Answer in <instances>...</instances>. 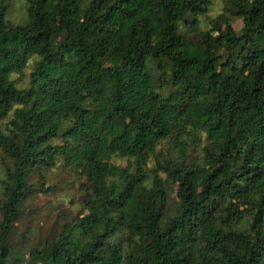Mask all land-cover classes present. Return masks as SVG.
I'll use <instances>...</instances> for the list:
<instances>
[{"label":"trees","instance_id":"trees-1","mask_svg":"<svg viewBox=\"0 0 264 264\" xmlns=\"http://www.w3.org/2000/svg\"><path fill=\"white\" fill-rule=\"evenodd\" d=\"M12 1L0 0V264L23 250L27 264H264V0H225L204 26L211 0H22L19 23ZM56 174L80 200L45 235L28 207L58 192Z\"/></svg>","mask_w":264,"mask_h":264},{"label":"rangeland","instance_id":"rangeland-1","mask_svg":"<svg viewBox=\"0 0 264 264\" xmlns=\"http://www.w3.org/2000/svg\"><path fill=\"white\" fill-rule=\"evenodd\" d=\"M211 1L212 3L209 7L206 16L207 18L201 17L200 19L202 26L208 23L209 19H215L219 14L223 13V10L225 8V0H211ZM24 11L25 10H24L23 1L13 0L12 10L10 11L7 17L10 21L19 23L23 20L22 15ZM17 18L19 19L16 20ZM232 25L233 28L236 30V32H240L243 29V21L241 19H235ZM36 60H37L36 58H33L30 61L29 66L24 71L23 75L19 76L18 79H21L22 81L20 85L22 86L26 85L28 76L31 73V70L33 69V65L36 63ZM166 87L167 88H164L162 90L160 89V92L168 96L170 92L175 89V87L172 84H169ZM4 171L5 170L2 169L0 165V180L4 178ZM47 185L55 186L58 189V192H56V194L54 195H49V196H43L40 194L35 195L33 197L34 202L28 207L30 211L34 210L37 212L38 210H40L39 213L35 216L34 221H36V224L34 225V227H35V231H37V229H41L40 233L42 232L43 234H45L48 231L47 228L52 222H54L56 218L55 213L56 211H58V207L59 208L63 207L61 203H65V205L69 207L70 199L71 200L73 199L76 202V204L80 200V198L75 193L73 181L70 180V178L68 176H65L64 174L61 175L56 174L54 177L49 179ZM176 192L177 189L174 188L168 196L169 204H168V211L166 216L168 225L174 220L177 213L178 201L176 198ZM27 211L28 210H26V212ZM27 223H28V219L23 214L20 217V219L16 222V224L12 227L10 233L8 234L7 243H6L7 245H10L12 247L19 245V243L22 241L23 233L26 230ZM40 233L39 232L36 233L37 235L35 236L33 241H36L39 238ZM47 233L45 235H47ZM21 257L24 262L23 264H27L29 261V252L27 250H23Z\"/></svg>","mask_w":264,"mask_h":264}]
</instances>
